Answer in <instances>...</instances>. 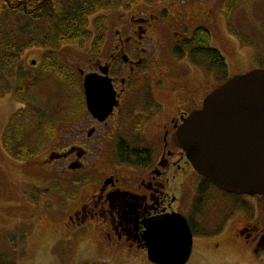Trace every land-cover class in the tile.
I'll list each match as a JSON object with an SVG mask.
<instances>
[{
    "label": "rangeland",
    "instance_id": "1",
    "mask_svg": "<svg viewBox=\"0 0 264 264\" xmlns=\"http://www.w3.org/2000/svg\"><path fill=\"white\" fill-rule=\"evenodd\" d=\"M224 1L132 0L128 8L134 5L133 10H136L156 2H163L167 6L170 2H181L178 8L171 9L168 14L183 19L186 13L192 17L190 24L195 23L193 16L202 3L207 9H212L215 24L204 27L211 35L210 47L218 50L224 57L226 67L222 70H210L209 60L198 57L195 59V66H191L193 63L187 64L185 69L191 68L197 75L208 78V81L212 80L217 86L233 76L264 68V0H241L230 14L225 13L227 8L224 10ZM112 10L114 9L98 10L95 18L88 24V30L96 32L94 25L97 28V22L102 26L105 21L98 16L102 13L109 15ZM35 22L36 18L22 13L14 16L0 12V32L7 34L12 42L32 39V34L36 32ZM22 25L27 28L25 31L20 29ZM37 26L44 29L47 24L42 22ZM32 28L33 31H30ZM189 34L190 31L185 32V35ZM42 51L41 47H29L16 63L14 61L11 70L0 68V264H156L150 262L142 250L109 249L108 241L98 229L71 232L67 217L77 207V203L86 198L91 188L88 186L86 194L77 203L71 202L67 207L58 200L65 203L64 199L74 196L82 185L89 182L91 176L69 172L67 175L70 178L62 177L59 174L63 163L68 161H56L52 168H49L51 164H45V158H48L46 155L55 141H60L59 150L62 151L78 135V139L86 141L90 148V156L85 161H96L95 165L101 167L110 159L109 149L103 150L106 137H123L131 145H136L135 141L139 136L142 138L139 116L144 102H128L126 109H130L131 115L123 114L116 127L113 126L114 120L96 128L95 133L86 139L94 122L85 105H80L78 90L63 83L52 73L40 74L33 70L34 73H31L28 69H21L28 68L25 60L28 62L38 57ZM72 58L75 60L74 53L71 56L65 54L63 61L71 67ZM165 60L171 66L174 76L182 78V68L172 63L174 59L171 52L165 54ZM74 74L76 78L79 77ZM174 76L167 82L168 87L173 80L174 83L180 82ZM190 82L194 83V79H190ZM162 98L164 102H168L172 98L171 93L168 92ZM16 113L20 115L15 116ZM67 115L69 122L65 120ZM78 120L79 124L72 132H64L66 125L77 123ZM9 122L11 125L8 126ZM38 123L54 128L53 143L48 140L45 127L38 130ZM138 124L140 129L137 128ZM145 133L148 134L147 131ZM62 140L64 143L61 144ZM142 140L143 138L140 142ZM10 141L13 146L21 142L26 148L41 153L22 159L27 164H21V159L3 149L4 144ZM142 144L145 145L143 141L140 145ZM100 146L102 149H98ZM38 165L46 170H34L33 166ZM206 190V202L198 208L192 200L187 211L182 208L178 210L192 226L193 246L189 258L183 264H264L263 252L262 257L257 255L234 234L243 221L251 218L248 209L254 200L227 193L212 184L207 185Z\"/></svg>",
    "mask_w": 264,
    "mask_h": 264
},
{
    "label": "flooded vegetation",
    "instance_id": "2",
    "mask_svg": "<svg viewBox=\"0 0 264 264\" xmlns=\"http://www.w3.org/2000/svg\"><path fill=\"white\" fill-rule=\"evenodd\" d=\"M178 4L170 2L167 6L163 2H156L136 10H133L134 5L127 9L120 6L109 15L102 13L98 16L105 20L101 30L94 25L96 32H92L90 38L81 43H53L43 47L40 54L42 58L39 55L28 62L25 60L28 68H21L23 71L28 69L29 72L33 70L47 74L44 69L45 58L48 54H54L56 61L66 65L79 76L76 89L80 95L79 103L85 105L94 122L86 134V139L95 133L96 128L114 120L116 121L113 126L116 127L123 114L131 115L130 109H126L128 102H144L139 121L140 134L145 145H140V136L135 141L136 145H131L123 137H104L106 144L102 145L103 150L109 149L110 159L98 167L95 165L96 161H85L86 157L90 156V148L87 142L79 140L77 135L70 146L62 151L59 150V140H50L52 143L55 141V144L50 148L47 157L50 154L67 155L51 161L45 158V164H51L49 168H52L56 161H68L63 163V168L60 174L58 173L63 175L62 177L70 178L67 175L69 172L91 176L89 182L82 185L74 196L64 199L65 203L58 201L65 207L71 202L77 203V200L86 194V188L89 186L90 193L86 194L83 201L77 203V207L70 211L67 217L69 229L71 232L79 229L84 232L98 229L108 241L109 249L114 251L142 250L146 255L142 238L145 231L144 221L155 220L171 212L182 215L178 210L187 211L192 200L198 208L206 202L205 198L207 199L206 186L210 183L194 171L183 150L176 145L174 134L182 123V117L185 118L192 111L200 109L204 98L220 84L216 86L212 80L208 81V78L197 75L191 68L186 70L187 64L193 63L191 66H195L197 63L190 57L189 52L179 56L177 51L184 49V42L193 38V27L195 29L203 25L211 26L215 24V16L212 15V9H207L202 3L193 16L195 23L190 24L192 17L186 13L183 19L168 14L171 9L178 8ZM94 15L95 13L89 17V24L95 18ZM189 31L190 34L185 35V32ZM167 52L173 55L172 63L182 68V78L174 76L171 66L165 60ZM73 53L75 60L72 58L70 67L63 60L65 54L71 56ZM21 56L22 54L15 63ZM33 71L31 73H34ZM87 74L108 79L118 102L117 107L101 122L87 110L83 88V79ZM172 75L180 82L174 83L173 80L168 87L167 82L172 79ZM190 79H194V83H191ZM168 92L172 98L164 102L162 97L165 98ZM77 124L79 120L77 123L66 125L64 132H72ZM36 126L40 131L43 127L46 128L39 123ZM137 128L140 129L139 124ZM102 146L98 149H102ZM3 149L6 150L5 147ZM70 150L72 151L68 153ZM78 153L81 156H78ZM120 156H123V159ZM20 163L27 164L23 160ZM74 164L78 167L70 168ZM33 169L46 170L39 165L33 166ZM242 196L254 200L248 209L251 218L243 221L234 234L262 257L264 193ZM187 221L190 226V221Z\"/></svg>",
    "mask_w": 264,
    "mask_h": 264
},
{
    "label": "water",
    "instance_id": "3",
    "mask_svg": "<svg viewBox=\"0 0 264 264\" xmlns=\"http://www.w3.org/2000/svg\"><path fill=\"white\" fill-rule=\"evenodd\" d=\"M83 88L87 110L104 121L118 105L110 82L87 74ZM174 139L194 171L217 188L237 195L263 194L264 68L233 76L215 88L200 109L182 118ZM66 155L51 154L49 159ZM143 224L142 238L150 262H186L192 234L183 216L172 212ZM261 240L264 242V236Z\"/></svg>",
    "mask_w": 264,
    "mask_h": 264
},
{
    "label": "trees",
    "instance_id": "4",
    "mask_svg": "<svg viewBox=\"0 0 264 264\" xmlns=\"http://www.w3.org/2000/svg\"><path fill=\"white\" fill-rule=\"evenodd\" d=\"M240 1L225 0L224 10L227 8L225 13L230 14L233 7L237 6ZM131 2L132 0H0V12H6L14 16L16 13H22L24 16L36 18V26L34 25L36 32L34 35L32 34L30 40L18 42V39L12 42L7 34L0 32V68L3 70L10 69L13 62L24 50L32 46L46 47L53 43H81L87 40L91 36L88 24L89 17L92 14L106 8L116 9L122 4L128 8ZM29 21L32 22V20ZM18 22L20 23L19 20ZM42 22L47 24L44 29L37 26L38 23ZM21 27L22 31L27 29L25 25ZM97 28L101 29L98 22ZM30 31H33V28ZM209 39L210 32L208 29L197 27L193 31V38L186 40L184 49L177 51V53L179 56H184L185 52H189L190 57L193 59L206 57L209 60L211 69L222 70L226 67L225 59L218 50L209 46ZM45 61L46 68L44 69L47 70V73L54 74L63 83L77 89V78L72 69L56 61L54 54H48ZM20 113L17 115H20ZM68 119L67 115L65 120L69 122ZM46 132L48 140H52L55 136L54 128L46 126ZM4 145L6 151L17 159L24 160L34 155L33 151L26 148L21 142L17 146H13L11 141ZM119 152H121L120 149ZM120 157L123 159V156ZM9 264L13 263L10 262Z\"/></svg>",
    "mask_w": 264,
    "mask_h": 264
}]
</instances>
